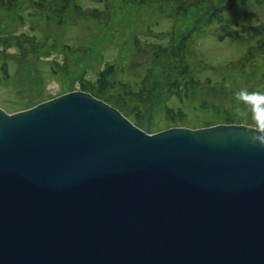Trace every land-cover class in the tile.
Segmentation results:
<instances>
[{"label":"water","instance_id":"95a60500","mask_svg":"<svg viewBox=\"0 0 264 264\" xmlns=\"http://www.w3.org/2000/svg\"><path fill=\"white\" fill-rule=\"evenodd\" d=\"M244 124L149 134L81 90L0 106V264H264Z\"/></svg>","mask_w":264,"mask_h":264},{"label":"rangeland","instance_id":"374dc122","mask_svg":"<svg viewBox=\"0 0 264 264\" xmlns=\"http://www.w3.org/2000/svg\"><path fill=\"white\" fill-rule=\"evenodd\" d=\"M241 89L264 93V0H0L11 114L81 90L149 134L255 128Z\"/></svg>","mask_w":264,"mask_h":264},{"label":"clouds","instance_id":"9594fccd","mask_svg":"<svg viewBox=\"0 0 264 264\" xmlns=\"http://www.w3.org/2000/svg\"><path fill=\"white\" fill-rule=\"evenodd\" d=\"M235 99L238 101L234 108V113L240 115L247 106L255 122V130L248 132L244 130L240 135L246 137L252 146L264 148V93L253 91L248 92L246 89L238 90L235 93Z\"/></svg>","mask_w":264,"mask_h":264},{"label":"trees","instance_id":"16d2710c","mask_svg":"<svg viewBox=\"0 0 264 264\" xmlns=\"http://www.w3.org/2000/svg\"><path fill=\"white\" fill-rule=\"evenodd\" d=\"M87 93L89 92V91H86ZM212 124V126H215L216 124H223V123H225V122H218V121H216L215 123H213V122H211ZM232 124H235V123H232ZM226 125V124H225ZM193 126V125H192ZM191 127V126H190ZM194 128H198V127H204V126H193Z\"/></svg>","mask_w":264,"mask_h":264}]
</instances>
